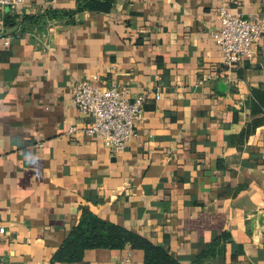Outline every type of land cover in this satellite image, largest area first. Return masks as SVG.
Masks as SVG:
<instances>
[{
    "label": "crops",
    "instance_id": "crops-1",
    "mask_svg": "<svg viewBox=\"0 0 264 264\" xmlns=\"http://www.w3.org/2000/svg\"><path fill=\"white\" fill-rule=\"evenodd\" d=\"M224 5L264 13V0L0 5V264H145L130 244L55 260L85 211L183 264H264V36L224 70ZM94 77L149 94L118 156L83 132L73 88Z\"/></svg>",
    "mask_w": 264,
    "mask_h": 264
},
{
    "label": "built area",
    "instance_id": "built-area-1",
    "mask_svg": "<svg viewBox=\"0 0 264 264\" xmlns=\"http://www.w3.org/2000/svg\"><path fill=\"white\" fill-rule=\"evenodd\" d=\"M24 0H0L2 8H19ZM220 26L213 33V40L221 49L223 69H234L246 58L251 57L255 46L264 36V13L250 17L235 14L224 5L219 12ZM9 39H0V47L9 46ZM92 81L78 82L73 88L74 102L77 109L90 120L83 132L88 137H100L109 146L112 155L125 152L129 140L136 136L137 122L145 113V104L149 94L130 98L128 88L113 84L103 90ZM160 99V96H156ZM70 133L77 131L71 127ZM5 232L0 227V233Z\"/></svg>",
    "mask_w": 264,
    "mask_h": 264
},
{
    "label": "trees",
    "instance_id": "trees-1",
    "mask_svg": "<svg viewBox=\"0 0 264 264\" xmlns=\"http://www.w3.org/2000/svg\"><path fill=\"white\" fill-rule=\"evenodd\" d=\"M256 99L257 103L263 104L264 93L257 92ZM127 244L144 251L145 264H183L163 247L155 245L148 239L127 229L107 222L88 211L84 212L79 225L57 252L55 260L80 261L88 249L121 250Z\"/></svg>",
    "mask_w": 264,
    "mask_h": 264
}]
</instances>
